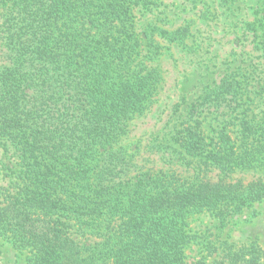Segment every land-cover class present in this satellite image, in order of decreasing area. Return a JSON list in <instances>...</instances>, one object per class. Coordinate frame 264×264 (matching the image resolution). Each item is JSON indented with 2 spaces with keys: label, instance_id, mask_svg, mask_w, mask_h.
Wrapping results in <instances>:
<instances>
[{
  "label": "trees",
  "instance_id": "obj_1",
  "mask_svg": "<svg viewBox=\"0 0 264 264\" xmlns=\"http://www.w3.org/2000/svg\"><path fill=\"white\" fill-rule=\"evenodd\" d=\"M151 3L0 0L8 51L0 72V143L20 160L17 189L0 202V237L26 251L28 264H187L186 249L198 240L187 230L190 216L240 214L264 201V176L232 181L238 170L264 171V120L243 119L236 142L227 126L212 137L201 115L193 117L209 99L193 105L175 141L193 158L188 164L216 167L218 181L145 173L131 184L122 176L132 163L115 145L161 82L149 66L157 57L155 31L142 39L133 22L134 9ZM257 13L259 26L247 28L261 29L264 54V0ZM229 88L226 82L223 93ZM72 233L103 240L81 243ZM215 264H264V247L258 240L229 245Z\"/></svg>",
  "mask_w": 264,
  "mask_h": 264
},
{
  "label": "rangeland",
  "instance_id": "obj_2",
  "mask_svg": "<svg viewBox=\"0 0 264 264\" xmlns=\"http://www.w3.org/2000/svg\"><path fill=\"white\" fill-rule=\"evenodd\" d=\"M151 1L149 8L134 9L133 22L142 39L148 30L155 31L157 57L149 66L157 69L161 82L146 112L130 121L128 134L115 145L125 149L132 163L121 174L131 184L145 173H170L183 182H216L220 171L200 167L197 160L188 164L193 158H185L175 136L181 124L190 119L193 105H202L208 99L209 103L195 111L193 117L201 115L203 128L212 137L227 126L228 136L235 141L241 139L243 119H253L254 123L264 120V54L258 45L262 31L247 28V24L259 26L257 9L261 0ZM160 31L167 36L161 37ZM7 52L0 35V72L8 65ZM226 82L231 88L223 93ZM220 92L222 96L227 94L226 98L212 102ZM208 94L213 97L205 99ZM218 102L222 104L219 111ZM19 164L14 148L8 146L7 150L0 143V202L17 189ZM261 176L262 170H238L232 181L248 183ZM187 222L188 232L198 236L186 249L187 264H215L223 259L229 245L239 249L258 240L264 247V201L225 217L204 210L190 216ZM72 235L81 243L103 240L81 233ZM26 257V251L13 248L0 237V264H28Z\"/></svg>",
  "mask_w": 264,
  "mask_h": 264
}]
</instances>
